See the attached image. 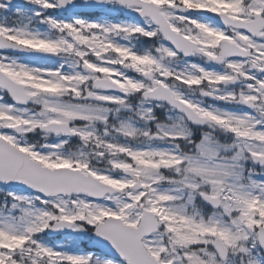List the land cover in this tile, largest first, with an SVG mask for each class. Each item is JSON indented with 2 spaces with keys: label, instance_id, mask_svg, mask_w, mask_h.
<instances>
[{
  "label": "snow or ice",
  "instance_id": "obj_1",
  "mask_svg": "<svg viewBox=\"0 0 264 264\" xmlns=\"http://www.w3.org/2000/svg\"><path fill=\"white\" fill-rule=\"evenodd\" d=\"M0 264H264V0H0Z\"/></svg>",
  "mask_w": 264,
  "mask_h": 264
},
{
  "label": "rangeland",
  "instance_id": "obj_2",
  "mask_svg": "<svg viewBox=\"0 0 264 264\" xmlns=\"http://www.w3.org/2000/svg\"><path fill=\"white\" fill-rule=\"evenodd\" d=\"M118 13H120V12H117V11H104L102 13V15L98 19H101V20H109V21H118V20H115V19L112 18L113 16H117ZM132 74L133 75H136L135 73H132ZM48 241L50 243H52V244H61V243H68L69 242V239H68V237H66L65 235H63L61 237H58V238L53 239V240H48ZM87 241L88 240L81 238V239H79V240L76 241V245L79 246L80 248H82V246Z\"/></svg>",
  "mask_w": 264,
  "mask_h": 264
},
{
  "label": "water",
  "instance_id": "obj_3",
  "mask_svg": "<svg viewBox=\"0 0 264 264\" xmlns=\"http://www.w3.org/2000/svg\"><path fill=\"white\" fill-rule=\"evenodd\" d=\"M79 1L83 2V0H79ZM81 10L82 11H87V12H94V11H98L100 9H98V8H87V7H83V8H81ZM59 234H61V233H53L52 236H56V235H59Z\"/></svg>",
  "mask_w": 264,
  "mask_h": 264
}]
</instances>
